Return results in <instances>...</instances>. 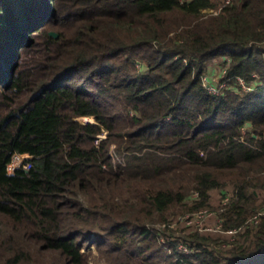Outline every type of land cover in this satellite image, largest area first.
Returning a JSON list of instances; mask_svg holds the SVG:
<instances>
[{
	"label": "trees",
	"instance_id": "obj_1",
	"mask_svg": "<svg viewBox=\"0 0 264 264\" xmlns=\"http://www.w3.org/2000/svg\"><path fill=\"white\" fill-rule=\"evenodd\" d=\"M220 4L0 0V264H264V0Z\"/></svg>",
	"mask_w": 264,
	"mask_h": 264
},
{
	"label": "rangeland",
	"instance_id": "obj_2",
	"mask_svg": "<svg viewBox=\"0 0 264 264\" xmlns=\"http://www.w3.org/2000/svg\"><path fill=\"white\" fill-rule=\"evenodd\" d=\"M225 0H220L221 4L218 9H213V10H206L205 12L217 15L218 13L221 12V10L228 4L232 3V1L228 4L223 3ZM229 63L230 60H228L226 57H222L219 59H215L210 65L208 66V72L206 74V86L209 87V83L213 85L215 89H218L217 86H220V88L225 87V84H221V80L225 75L226 68L224 63ZM139 67L144 71L145 69L139 62ZM214 88H211L212 90H215ZM79 121L81 123H93L94 118L91 117H86V118H80ZM25 157V156H24ZM14 169V164L12 163L10 166V172L13 173ZM228 192V193H227ZM226 192V196L224 195L222 197L221 193L218 191L212 193V199L211 203L214 206L215 209H220L222 206L225 205V200L227 198H230L232 196V193L230 191ZM264 195V192H263ZM229 201H226L229 202ZM210 213L204 214V215H193V216H186L184 219H177L175 221H172L171 227L175 230H177L179 233L180 232H191L194 230H199L202 233L205 234H210L215 237L218 236V238H221L222 240H227V241H234L236 239V233L233 232H224L222 231V228L220 226L219 218H218V212L216 211H209ZM214 213V214H213ZM93 250V255L90 258L89 264H107L104 261H98V253L94 250V248L90 249H84L85 252H89L90 250ZM188 249V248H187Z\"/></svg>",
	"mask_w": 264,
	"mask_h": 264
},
{
	"label": "built area",
	"instance_id": "obj_3",
	"mask_svg": "<svg viewBox=\"0 0 264 264\" xmlns=\"http://www.w3.org/2000/svg\"><path fill=\"white\" fill-rule=\"evenodd\" d=\"M232 0H225L223 3H225V4H228V3H230ZM211 88H214L210 83H209V89L211 90V91H217V89H215V90H212ZM28 156L26 155L25 157L24 156H15L14 157V159H13V161H12V163L14 164V169H13V171H15L18 167H20V166H22L23 165V161L25 160V158H27ZM24 167L26 168V169H30V167H31V164H27V165H24ZM226 201H229V198H227L226 200H225V205L228 203H226ZM207 213H210L209 211H204V212H201L199 215H204V214H207ZM214 214V213H213ZM264 214V210L262 211V212H260L258 215H256L252 220H251V222L253 223V224H257L258 223V220H259V217L261 216V215H263ZM219 224H220V226H221V220H219V222H218ZM229 232H233V233H236V231H229ZM229 232H227V233H229ZM185 250H187V248H185ZM188 251V250H187Z\"/></svg>",
	"mask_w": 264,
	"mask_h": 264
},
{
	"label": "water",
	"instance_id": "obj_4",
	"mask_svg": "<svg viewBox=\"0 0 264 264\" xmlns=\"http://www.w3.org/2000/svg\"><path fill=\"white\" fill-rule=\"evenodd\" d=\"M52 36H54L55 38H57L58 36L56 34H51Z\"/></svg>",
	"mask_w": 264,
	"mask_h": 264
},
{
	"label": "bare ground",
	"instance_id": "obj_5",
	"mask_svg": "<svg viewBox=\"0 0 264 264\" xmlns=\"http://www.w3.org/2000/svg\"><path fill=\"white\" fill-rule=\"evenodd\" d=\"M85 118V117H84Z\"/></svg>",
	"mask_w": 264,
	"mask_h": 264
}]
</instances>
